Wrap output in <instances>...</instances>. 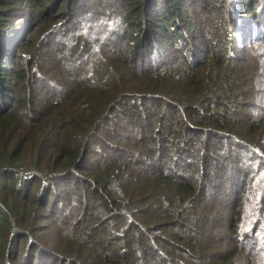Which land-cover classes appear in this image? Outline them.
Wrapping results in <instances>:
<instances>
[{
	"label": "trees",
	"instance_id": "1",
	"mask_svg": "<svg viewBox=\"0 0 264 264\" xmlns=\"http://www.w3.org/2000/svg\"><path fill=\"white\" fill-rule=\"evenodd\" d=\"M246 250L264 264V0H0V264Z\"/></svg>",
	"mask_w": 264,
	"mask_h": 264
},
{
	"label": "rangeland",
	"instance_id": "2",
	"mask_svg": "<svg viewBox=\"0 0 264 264\" xmlns=\"http://www.w3.org/2000/svg\"><path fill=\"white\" fill-rule=\"evenodd\" d=\"M250 18L251 17H248V19H250ZM244 37H246V38H249L250 37V31H249V29H248V31L245 32V36ZM234 187L236 188V185H234ZM241 242H242V245H243L242 239H241ZM245 244H248V242L245 243ZM246 251H247L248 255L244 251H242V253H241V260H240L239 264H261L260 262L257 263L256 257L254 256V254L251 255V256H249L250 251L249 250H246Z\"/></svg>",
	"mask_w": 264,
	"mask_h": 264
}]
</instances>
